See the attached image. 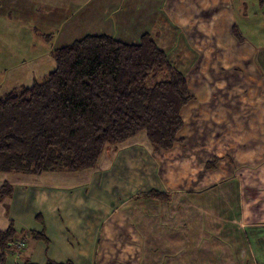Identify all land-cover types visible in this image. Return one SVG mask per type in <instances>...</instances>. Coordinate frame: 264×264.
<instances>
[{"label":"crops","instance_id":"obj_1","mask_svg":"<svg viewBox=\"0 0 264 264\" xmlns=\"http://www.w3.org/2000/svg\"><path fill=\"white\" fill-rule=\"evenodd\" d=\"M52 1L0 0V47H5L6 42H14L12 38L26 31L21 24V16H47L46 10L53 7ZM65 1L69 5L70 0ZM74 1L77 0H71ZM163 1V14H155L148 9L147 21L152 26L145 31L152 32L167 53L175 55L173 58L178 57L185 65L193 96L182 109L184 126L179 132L181 141L171 150H155L146 131H141L122 144L107 145L92 169L48 171L39 175L0 172V188L7 183L12 189L10 195L0 198V231L12 226L14 240L26 239L20 255L15 254L14 245L9 249L8 264H121L117 257H124L126 264H264V202L259 198L264 194V179L263 182L261 179L264 177V164L261 165L264 162V140L257 141L264 135V47L255 48L250 42H240L234 36L232 28L238 23L237 17L233 19L234 0L230 3L227 0H208L202 10L197 11L199 16L195 15L196 11L192 12L194 18L190 10L174 7L177 0ZM216 8L219 9L216 11ZM190 25L199 38H190ZM176 33H184L185 36L182 34L178 40ZM227 35L235 40L236 52L233 51L234 43L226 42L229 39ZM23 41L24 46L28 45L23 61L30 60L28 64L36 66L28 67L30 75L22 74L25 78L13 85H31L36 79L34 77L43 75L39 68L43 58L51 61V52L49 57L47 45L36 31L28 29ZM219 48L231 51L236 58L231 68L233 66L238 71L240 63H251L253 70V77L250 74L247 77V80H253L252 86L219 90L226 98L222 105L218 102V90L201 86L208 80L211 64L208 55H212V67L218 64L227 68V63L219 57ZM18 49L16 55L19 56L22 53ZM192 49L196 52V60L193 61ZM5 56L0 53V61H5ZM235 104L241 115L239 125L258 131L253 148L238 147L233 143L244 133L236 130V120L229 116ZM200 126L216 127L217 130L221 126L217 132L223 133L221 138L225 142L218 139L217 132L213 133L212 139H197L193 147L196 152L194 160L199 153H207L212 142L221 146L224 143L221 153H215L204 163L202 187L187 188L179 183H170L168 178L164 179L169 175L164 159L185 148V136H190L188 131ZM232 127L234 131H229ZM202 140L204 146L200 145ZM162 168L165 173L161 172ZM246 171L253 177L248 185L242 183V175ZM246 187L257 193L252 205H247L242 196ZM153 190L164 193L167 199L148 196ZM171 199L172 204L169 202ZM201 202L216 204L218 216L213 220L216 213L211 211L212 216L209 222H205L204 229L220 230L227 241L211 240L207 233L206 241L201 243L203 239L178 231V234L170 235L173 248L153 247L164 241V230L170 226L175 229L182 223H194L189 218L195 219L196 208ZM186 208L193 211L188 210V217L182 218L184 214L180 211ZM40 233L43 236H37ZM184 239H192L193 246L198 241V246L189 251L181 247L187 242ZM119 240L135 241L139 247H133L132 243L119 247ZM136 256L139 258L135 259Z\"/></svg>","mask_w":264,"mask_h":264},{"label":"trees","instance_id":"obj_2","mask_svg":"<svg viewBox=\"0 0 264 264\" xmlns=\"http://www.w3.org/2000/svg\"><path fill=\"white\" fill-rule=\"evenodd\" d=\"M232 32L246 40L237 22ZM51 56L55 68L45 76L0 93V172L92 169L107 145L141 131L155 150H171L181 141L182 109L193 95L185 65L152 32L130 42L87 34L52 49ZM11 190L2 185L0 198ZM148 196L167 199L156 190ZM14 238L12 226L0 231V264L9 263Z\"/></svg>","mask_w":264,"mask_h":264},{"label":"rangeland","instance_id":"obj_3","mask_svg":"<svg viewBox=\"0 0 264 264\" xmlns=\"http://www.w3.org/2000/svg\"><path fill=\"white\" fill-rule=\"evenodd\" d=\"M208 0H177L174 7H178L183 11L190 10L191 15L199 16L197 11H201L202 7L206 5ZM230 3V0H227ZM52 8L46 10L47 16H21L20 19L23 20L21 23L25 26L23 29H26L25 32H21L20 36L17 38H12L14 42H6L4 45L5 47H0V53H4L5 61H0V93L8 92L13 87L20 85V83L15 82L20 81L21 78H25L22 74L26 77L30 75L29 71H27L28 67H34L35 64H28L30 60L23 61L24 50L27 49L28 45L24 46V38L27 35L28 29L32 31H36V34L39 35L42 39H44V44L47 45L48 49V56L50 57V52L52 49L64 46L73 42L74 40L83 37L87 34H108L112 35L116 38L125 40V41H137L140 35L148 30L152 25H149L147 21L148 16V9L153 11L155 14H163V0H154V1H147V0H77L74 2L69 1V5L65 0H53L52 1ZM60 4V5H57ZM84 5L81 8V5ZM234 13L236 15L233 16L235 20L236 16L238 18V25L241 32L244 34L246 41L250 42L255 48L264 47V0H234ZM62 6V7H61ZM173 6V5H172ZM216 7V6H215ZM53 8H58V10H54ZM219 8H216L217 11ZM230 10V9H229ZM194 13L192 12H195ZM232 13V12H231ZM233 15V14H232ZM211 15H208L210 18ZM182 18V17H181ZM192 18V21H193ZM183 19V18H182ZM185 19V18H184ZM221 19V17H220ZM216 21L218 19L216 18ZM162 26L161 23H158V27ZM193 26L190 25V31L188 32L191 39L199 38L198 35L193 32ZM184 33H176L177 39L180 40ZM35 36V34H34ZM228 36V41L230 45H232L235 40L232 36ZM188 40V39H186ZM193 42V41H192ZM198 42V41H195ZM186 43V42H185ZM199 43V42H198ZM187 44V43H186ZM233 51L236 52V43H234ZM21 50V55H16ZM24 46V47H23ZM188 46V45H187ZM6 48V50H5ZM204 51V46L201 47ZM233 48V47H232ZM199 49V47L197 48ZM219 53V57L222 61L227 63V68L225 69L221 65H214L212 55H208L211 61L209 63L208 68V80L203 82L201 86L205 87H213L215 90H218L220 94L218 98V102L222 105V101H226L223 92H219L220 89H236L242 88L244 85L252 86L253 80H247V77L250 74V77H253V70L252 64L249 63H240V69L236 71L231 68L232 62H236V58L231 54V51L226 49L219 48L217 49ZM191 52L192 61L196 60V52L192 49ZM171 54V52H170ZM47 56V57H48ZM175 56V55H174ZM172 56V57H174ZM14 57V58H13ZM1 58V57H0ZM13 58V59H12ZM43 63L40 65V72L45 76L49 73L54 67V59L51 56V61L48 58H43ZM29 70V69H28ZM46 71V73H45ZM215 71V75H214ZM33 72V70H32ZM213 76V78H212ZM38 78V77H34ZM212 78V79H211ZM13 85V86H12ZM11 86V87H10ZM225 103V102H224ZM225 105V104H223ZM229 116L236 120L235 127L238 130L242 137L238 139L236 142H233L235 146H243L244 148H253L254 139L257 136V130L255 128H247V126L239 125L241 120L238 113V107L235 104V107L229 112ZM238 121V124H237ZM201 127V126H200ZM221 126L217 130L216 127L207 128L201 127L196 129H191L188 131L190 136H185V148L182 147L179 153L170 155L168 158L164 159V166L166 165L168 168L169 175L164 176L162 173V177L164 179L168 178L170 183H179L181 186L184 187H202L203 182V173L201 170L204 168V163L207 161L208 158L214 157L215 153H221V146L220 143L209 144L208 148L209 151L207 153L201 152L196 156V160H194L195 153L193 147L197 144V139H212L213 133L220 131ZM229 131H234V128H230ZM223 133L217 132L219 136V140L225 142L221 138ZM264 135L260 138H257V141H263ZM196 143V144H195ZM200 145H205L203 140ZM211 149V150H210ZM103 153V152H102ZM102 155V154H101ZM190 155V156H189ZM192 157V158H191ZM251 159V158H250ZM252 161V160H250ZM264 162H261V165ZM163 166V167H164ZM264 169V166L262 167ZM165 173V169L162 168V171ZM195 179L192 181L191 179ZM242 183L244 185H248L252 183V176L246 171L244 175H242ZM262 182L264 177H261ZM179 180V181H178ZM235 195L241 196L240 193H234ZM255 194V196H254ZM256 192L246 187L242 196L245 199V203L247 205L253 204V198L256 197ZM257 198V197H256ZM260 201L264 202V194L260 195ZM201 200L200 198H197ZM172 204L173 199L169 200ZM199 207V208H198ZM196 208L195 219L189 218L191 221H195L194 223H182L175 229L171 226L164 230L165 236L164 241H161L160 244H156L153 247L155 249H161V247L166 248L168 246L169 249L173 248L174 245H171V234H178L177 232H189L192 234V238H200L203 239L201 243L206 241V236L209 234L210 239L217 238L218 240L227 241L222 236L221 231H215V229L210 228L209 231L204 229L205 222H209L211 215V211L216 213V204L212 202V205L205 204L201 202ZM201 208V209H200ZM193 211L192 209H185L184 211L181 210L180 212L182 218L188 217L189 211ZM206 211V212H205ZM205 212V213H204ZM185 216V217H184ZM194 217V216H193ZM214 217L213 220L217 219ZM207 219V221H206ZM211 225V224H209ZM127 229V228H126ZM190 230V231H188ZM218 230V229H217ZM192 232V233H191ZM208 233V234H207ZM125 236V235H124ZM187 241L181 247L186 249H190L191 251L197 244L194 245L192 239L185 240ZM132 243L133 247H139L132 240H119L118 246L123 247L127 246L126 244ZM196 246V247H197ZM153 256L150 255V258ZM139 258V257H134ZM111 259V258H110ZM121 264H126V262L122 258H116ZM137 263V262H136Z\"/></svg>","mask_w":264,"mask_h":264},{"label":"built area","instance_id":"obj_4","mask_svg":"<svg viewBox=\"0 0 264 264\" xmlns=\"http://www.w3.org/2000/svg\"><path fill=\"white\" fill-rule=\"evenodd\" d=\"M12 245H14L15 249H16V252L15 254L18 256L20 255L21 251L25 248L26 246V239L25 237H22L20 239H17V240H14L10 243V246L12 247Z\"/></svg>","mask_w":264,"mask_h":264}]
</instances>
